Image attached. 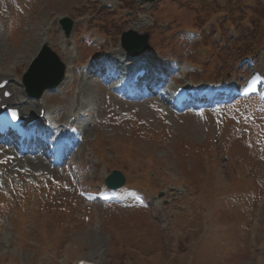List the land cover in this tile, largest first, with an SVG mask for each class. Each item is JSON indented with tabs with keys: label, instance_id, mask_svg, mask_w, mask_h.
I'll return each instance as SVG.
<instances>
[{
	"label": "rangeland",
	"instance_id": "obj_1",
	"mask_svg": "<svg viewBox=\"0 0 264 264\" xmlns=\"http://www.w3.org/2000/svg\"><path fill=\"white\" fill-rule=\"evenodd\" d=\"M101 1L0 0V75L13 79L18 103L26 101L22 75L47 43L68 67L67 82L31 103L30 115L36 116L41 104L53 115L55 129L69 116L82 110L86 113L80 121L84 131L81 144L71 154L62 152L64 156L58 160L67 163L70 159L79 172L82 164L93 165L85 176L72 177L93 190L110 171H120L131 184L128 189L143 192L151 209L85 205L75 194L64 163L52 168L48 158H19L0 147V264H73L79 258L96 264H264V256L257 255L258 250L264 251V107L254 101L223 110L175 112L158 100L118 98L110 88L122 83V75L115 83L101 85L98 77L85 71L101 53L89 44L95 27L103 38L108 37L103 49L115 52L122 32L149 34L150 48L127 65L106 70L109 81L135 63L150 65L166 78L175 75L181 85L226 74L248 76L245 67L236 70L232 65L238 62L236 57L254 53L258 37L264 43V33H260L264 30V0H242L243 9L240 0H158L151 9L138 0H103L115 2V12L121 14L133 9V17L120 21L112 20L109 14L113 13L99 7ZM225 13L227 26L235 28V40L226 39L232 31H225L219 18L226 46L212 45L199 56L208 46L201 40L191 45L182 31L203 25L212 30L211 22ZM65 17L74 23L69 39L57 25ZM189 45L191 57L185 55ZM197 46L199 53H194ZM258 54L264 73V48ZM180 55L181 62L171 64L172 57ZM201 58L204 62L212 58L211 67L198 61ZM197 61L209 68L208 76L201 65V71L193 73L195 68L188 63ZM41 147L52 148L50 154L57 150L56 145L46 143ZM54 175L67 176V187L57 184ZM11 186L25 188L24 192L38 188L29 190L21 202L9 198L21 217L4 202L3 194H11ZM159 191H169L167 204L154 202ZM244 194H249L247 200L240 201ZM260 194L263 200L258 201ZM250 195L257 199L250 207L254 210L246 209L251 205ZM231 196L236 203L229 200ZM224 198L229 202H223ZM5 204L7 214H3ZM157 208L164 221L151 219Z\"/></svg>",
	"mask_w": 264,
	"mask_h": 264
},
{
	"label": "water",
	"instance_id": "obj_2",
	"mask_svg": "<svg viewBox=\"0 0 264 264\" xmlns=\"http://www.w3.org/2000/svg\"><path fill=\"white\" fill-rule=\"evenodd\" d=\"M152 3L155 0H144ZM65 36L68 37L71 30V21L63 19ZM122 47L130 54L136 56L148 48V34L138 35L134 31L124 32L121 36ZM64 77V65L58 56L50 50L47 44H43L37 56L32 60L26 73L23 75L22 83L28 95L39 98L44 90L56 87ZM110 188H116L123 183L120 174H113L106 180Z\"/></svg>",
	"mask_w": 264,
	"mask_h": 264
},
{
	"label": "bare ground",
	"instance_id": "obj_3",
	"mask_svg": "<svg viewBox=\"0 0 264 264\" xmlns=\"http://www.w3.org/2000/svg\"><path fill=\"white\" fill-rule=\"evenodd\" d=\"M70 70V69H69ZM68 70V71H69ZM67 76H68V74L65 76V79H64V81H63V83H62V85H65L66 84V82H67ZM2 80H8L9 81V85H8V88L10 89V91L13 93L14 92V88L12 87V85H10V78L9 77H2V76H0V81H2ZM65 83V84H64ZM16 95V97H17V93H15ZM9 101V100H8ZM7 101V102H8ZM29 101V103H24V106H22V110H23V112H24V114H26V115H29L30 113H31V111H32V105H31V103H34V101H32V100H28ZM10 102V101H9ZM59 119V118H58ZM34 165L35 166H38V163H34ZM81 259H83V258H80V259H78V260H81Z\"/></svg>",
	"mask_w": 264,
	"mask_h": 264
},
{
	"label": "trees",
	"instance_id": "obj_4",
	"mask_svg": "<svg viewBox=\"0 0 264 264\" xmlns=\"http://www.w3.org/2000/svg\"><path fill=\"white\" fill-rule=\"evenodd\" d=\"M260 33H264V30H261ZM257 45H259L260 47H264V43L260 41V37H258Z\"/></svg>",
	"mask_w": 264,
	"mask_h": 264
},
{
	"label": "snow or ice",
	"instance_id": "obj_5",
	"mask_svg": "<svg viewBox=\"0 0 264 264\" xmlns=\"http://www.w3.org/2000/svg\"><path fill=\"white\" fill-rule=\"evenodd\" d=\"M12 115H13V118H15V115H16V114H15V113H13Z\"/></svg>",
	"mask_w": 264,
	"mask_h": 264
}]
</instances>
